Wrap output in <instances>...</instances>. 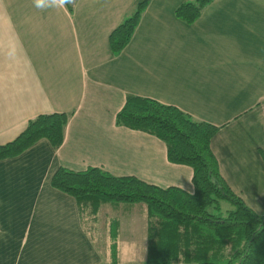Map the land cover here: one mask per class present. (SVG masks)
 <instances>
[{"label":"crops","instance_id":"1","mask_svg":"<svg viewBox=\"0 0 264 264\" xmlns=\"http://www.w3.org/2000/svg\"><path fill=\"white\" fill-rule=\"evenodd\" d=\"M138 1L0 0V143L39 114L70 113L58 147L41 138L0 159V264H110L112 241L119 262L123 223L99 212L144 202H105L85 221L50 182L59 167L193 191L192 167L171 162L163 140L116 121L128 94L216 125L210 146L222 177L264 213V0H210L192 22L175 9L196 0H147L114 53L109 34Z\"/></svg>","mask_w":264,"mask_h":264},{"label":"trees","instance_id":"2","mask_svg":"<svg viewBox=\"0 0 264 264\" xmlns=\"http://www.w3.org/2000/svg\"><path fill=\"white\" fill-rule=\"evenodd\" d=\"M209 1L183 2L175 14L192 22ZM146 4L147 0L138 1L132 14L110 32L112 52H119L130 40ZM69 116L67 112H50L29 119L13 140L0 143V159L22 152L41 138L58 147ZM115 119L163 140L171 162L192 167L194 189L162 187L133 175H112L99 167L57 168L50 179L52 186L76 199L85 221H91L105 202H144L146 258L130 264H264V213L252 209L222 177L210 146L216 125L136 94L126 96ZM117 263L112 241L110 264Z\"/></svg>","mask_w":264,"mask_h":264},{"label":"rangeland","instance_id":"3","mask_svg":"<svg viewBox=\"0 0 264 264\" xmlns=\"http://www.w3.org/2000/svg\"><path fill=\"white\" fill-rule=\"evenodd\" d=\"M131 207V210L125 211L123 206L120 209H114L111 204H107L99 212L105 218L108 215L120 216L121 223H123L121 225V240L119 239L118 242L127 246L122 248L120 245L118 264L141 263L146 258V206L144 203H134V206ZM130 218L132 219L130 220ZM99 242L104 244L103 236Z\"/></svg>","mask_w":264,"mask_h":264},{"label":"clouds","instance_id":"4","mask_svg":"<svg viewBox=\"0 0 264 264\" xmlns=\"http://www.w3.org/2000/svg\"><path fill=\"white\" fill-rule=\"evenodd\" d=\"M34 3L38 8L66 7L69 4L75 5V0H34Z\"/></svg>","mask_w":264,"mask_h":264}]
</instances>
